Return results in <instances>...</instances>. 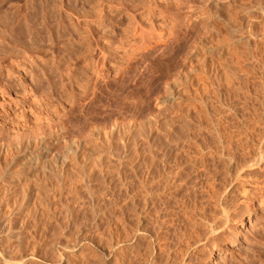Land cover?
I'll list each match as a JSON object with an SVG mask.
<instances>
[{
  "label": "rangeland",
  "instance_id": "obj_1",
  "mask_svg": "<svg viewBox=\"0 0 264 264\" xmlns=\"http://www.w3.org/2000/svg\"><path fill=\"white\" fill-rule=\"evenodd\" d=\"M263 8L264 0H0V264H163L167 258L177 264L175 249L189 242L185 221L195 225L187 234L208 226L207 215H196L213 201L208 151L221 148L227 135L250 139L258 127L264 130ZM214 62L221 75L212 71ZM223 63L238 76L232 80L231 69L225 74ZM224 87L241 89L239 100ZM242 121L250 123L244 128ZM198 142L213 147L203 152ZM216 164L222 184L227 166L219 172ZM200 192L207 197L199 199ZM235 194L228 199L240 198ZM258 204L242 207L221 243L208 240L210 252L180 247L178 264L191 260L188 254L201 264H264V206ZM207 205L199 212L210 214Z\"/></svg>",
  "mask_w": 264,
  "mask_h": 264
},
{
  "label": "bare ground",
  "instance_id": "obj_2",
  "mask_svg": "<svg viewBox=\"0 0 264 264\" xmlns=\"http://www.w3.org/2000/svg\"><path fill=\"white\" fill-rule=\"evenodd\" d=\"M262 10H264V8L262 9ZM261 11V10H260ZM263 12V11H262ZM263 14V13H262ZM264 15V14H263ZM248 26V25H247ZM263 28V27H262ZM264 30V29H263ZM250 33V32H249ZM235 40V39H234ZM231 42V41H230ZM232 43V42H231ZM233 43H234V41H233ZM236 43V42H235ZM223 44V43H222ZM230 44V43H229ZM228 44V45H229ZM254 44V43H253ZM228 45H226V46H228ZM218 46V45H217ZM229 46H231V44L229 45ZM233 46V45H232ZM216 47V46H215ZM235 47V46H234ZM222 48V47H221ZM259 48V47H258ZM226 50V49H225ZM228 51V50H227ZM235 51V50H234ZM226 52V51H225ZM228 54V53H227ZM237 54V53H236ZM240 54V53H239ZM242 54V53H241ZM219 56V55H218ZM222 56V55H221ZM226 56V55H225ZM235 56V55H234ZM237 56H238V54H237ZM236 56V57H237ZM244 56V55H243ZM235 57V58H236ZM239 57V56H238ZM256 57V56H255ZM228 60H229V62H230V56H228ZM249 58V57H248ZM253 58V57H252ZM260 58H261V56H260ZM259 58V59H260ZM237 59H239V58H237ZM259 59H257V60H259ZM264 59V58H263ZM220 60H221V58H220ZM224 60V59H223ZM236 60V59H235ZM243 60V59H242ZM253 60V59H252ZM262 60V59H261ZM215 61V60H214ZM225 62H226V60H224ZM223 61V62H224ZM231 61H233V59L231 60ZM244 61H246V59L244 60ZM211 62H213V60L211 61ZM229 62H228V64H229ZM234 62V61H233ZM233 62H231L230 64H231V66L233 65V64H235V63H233ZM241 62V61H240ZM240 62L238 61V63L240 64ZM247 62V61H246ZM263 62V61H262ZM233 63V64H232ZM219 64V65H218ZM227 63H223V64H221L222 65V67H224L223 65H225V69L227 70L226 72L227 73H225V74H228L229 73V71L228 70H230L232 67H229L228 68V65ZM245 64V63H244ZM246 65V64H245ZM244 65V66H245ZM263 65H264V63H263ZM214 69L212 70V71H215V73L214 74H220L219 72V66H220V63H218V62H214ZM227 66V67H226ZM236 66V65H235ZM235 66H233V67H235ZM248 67H249V65H247ZM251 66V65H250ZM255 66H256V64H255ZM255 66H254V68H255ZM258 66V65H257ZM247 67V68H248ZM253 67V66H252ZM251 67V68H252ZM258 67H260V66H258ZM264 66H262V68H263ZM210 68H212V67H210ZM238 68V67H237ZM222 70H225V69H223V68H221ZM233 69V71H235L236 69H234V68H232ZM232 69L230 70V72L232 71ZM221 70V71H222ZM240 70V69H239ZM241 70H242V68H241ZM253 70V69H252ZM251 70V71H252ZM258 70V69H257ZM260 70V69H259ZM262 70V69H261ZM263 70H264V68H263ZM233 71H232V73H229L228 75L232 78V80L234 79L233 78V75H231V74H234V76H235V74L236 73H233ZM243 71V70H242ZM244 71H246V70H244ZM243 71V72H244ZM249 71V70H248ZM250 71V72H251ZM254 72V71H253ZM258 72V71H257ZM223 73V72H222ZM221 73V74H222ZM258 73H260V72H258ZM264 73V72H263ZM214 74H212L213 76H214ZM220 74V75H221ZM240 74H241V71H240ZM240 74H239V77H240ZM251 74H253V73H251ZM215 75V77L217 78H220L219 76H216ZM224 75V74H223ZM222 75V76H223ZM242 75V74H241ZM248 75V74H247ZM255 75V74H254ZM262 75V74H261ZM212 76V77H213ZM221 76V77H222ZM237 76H238V74H237ZM237 76H235V78L237 77ZM246 76V75H245ZM244 76V77H245ZM249 76H250V74H249ZM257 76H259V75H257ZM224 77H226V76H223V78H220V79H218V81L219 80H221V79H224ZM253 77V76H252ZM252 77H251V79H252ZM228 80L227 81H230L229 80V77L227 76L226 77ZM226 78H225V80H221L222 82L224 81H226ZM241 78V77H240ZM264 78V77H263ZM245 79V78H244ZM257 79H259V78H257ZM261 79V78H260ZM214 80H215V78H214ZM232 80L230 81L231 83H233L232 82ZM239 80V79H238ZM241 80V79H240ZM249 80V79H248ZM217 81V80H216ZM215 81V82H216ZM261 80H259V82H260ZM200 82V81H199ZM224 82H223V84H224ZM240 82H242V81H240ZM205 83V82H204ZM212 83V82H211ZM216 83H218V84H222V83H219V82H216ZM231 83H230V85H231ZM237 83V82H236ZM248 83V82H247ZM250 83V82H249ZM262 83H263V81H262ZM199 84V83H198ZM202 84V83H201ZM213 84H215V83H213ZM218 84H216L217 86H218ZM226 84H227V82H226ZM233 84H235V83H233ZM253 84V83H252ZM200 85V84H199ZM228 85V84H227ZM230 85H228L227 87H230ZM249 85V84H248ZM216 86V87H217ZM220 86V85H219ZM224 86V85H223ZM222 86V87H223ZM240 86V87H239ZM242 86H245V85H242ZM242 86L241 85H238L237 87L238 88H242ZM255 86V85H254ZM256 86H257V84H256ZM263 86V85H262ZM198 87V86H197ZM200 87H201V85H200ZM205 87V86H204ZM203 87V88H204ZM226 87V86H225ZM225 87H224V89H223V91L224 90H226L225 89ZM233 87V86H232ZM231 87V88H232ZM237 87H235V88H237ZM259 87V86H258ZM264 87V86H263ZM202 88V89H203ZM206 88V87H205ZM236 89V90H241V89ZM248 88H250V87H248ZM253 88V87H252ZM251 88V89H252ZM211 89V88H210ZM214 89V88H213ZM216 89V88H215ZM229 88H227V90H228ZM233 89V88H232ZM232 89H229V90H231V92L233 93H231L233 96H235V99H236V97L238 96V99L237 100H239V92H236V90H233L232 91ZM244 89H246L245 87H244ZM243 89V90H244ZM254 89V88H253ZM259 89V88H258ZM264 89V88H263ZM226 90V91H227ZM209 91V90H208ZM212 91V90H211ZM214 91V90H213ZM217 91V90H216ZM221 91V90H220ZM225 91V93H230V92H226ZM254 91H255V89H254ZM253 91V92H254ZM199 92H200V89H199ZM218 92V91H217ZM250 92H252L251 90H250ZM257 92V91H256ZM203 93V92H202ZM210 93V92H209ZM219 94H220V92H218ZM241 93H242V91H241ZM245 93V92H244ZM243 93V94H244ZM255 93V92H254ZM204 94V93H203ZM214 94V93H213ZM215 94H217V93H215ZM214 94V95H215ZM219 94H218V98H219ZM222 94H224V93H222ZM230 94V96H232ZM242 94V96L243 97H241L242 98V101H243V99H244V95ZM251 94V93H250ZM249 94V95H250ZM257 94V93H256ZM199 95V94H198ZM202 95V94H201ZM208 95V94H207ZM248 95V97H250ZM200 96V95H199ZM221 96V95H220ZM225 96V98H228L229 99V97H227L226 95H223V96H221L222 98ZM256 96V95H255ZM258 96V95H257ZM210 97V96H209ZM246 97V96H245ZM248 97H246V98H248ZM198 98V97H197ZM205 98V97H204ZM224 98V99H225ZM198 99H201L200 97L198 98ZM208 99V98H207ZM214 99H215V96H214ZM251 99V98H250ZM252 99H253V97H252ZM251 99V100H252ZM259 99V98H258ZM261 99V98H260ZM203 100V99H202ZM226 100V99H225ZM224 100V101H225ZM230 100L231 101H233L234 102V98H233V100H232V98H230L229 100H228V102H230ZM246 100V99H245ZM245 100L242 102V103H246L245 102ZM248 100H249V98H248ZM264 100V99H263ZM247 101V100H246ZM204 102V101H203ZM232 102V103H233ZM257 102V101H256ZM261 102V101H260ZM264 102V101H263ZM197 103H200V102H197ZM214 103V102H213ZM222 103V102H221ZM231 103V102H230ZM235 103V102H234ZM240 101H239V103H235L236 105H240ZM249 102H247L246 103V106H247V104H248ZM202 104V103H201ZM264 104V103H263ZM211 105V103H209V106ZM222 105V104H221ZM226 105V104H225ZM220 106V105H219ZM228 105H226V107H227ZM245 105H244V107H246ZM207 107V106H206ZM233 107V106H232ZM251 107V106H250ZM263 107V106H262ZM199 108H201V106L199 107ZM205 108V107H204ZM219 108V107H218ZM220 108H222V107H220ZM254 108V107H253ZM256 108V107H255ZM208 109V108H207ZM214 109V108H213ZM224 109H225V107H224ZM227 109H229L228 107L226 108V110ZM231 109V108H230ZM229 109V110H230ZM259 109H261V107L259 106ZM196 110V109H195ZM205 110V109H204ZM209 110V109H208ZM215 110V109H214ZM214 110H211V111H214ZM222 110V109H221ZM232 110H233V108H232ZM244 110V109H243ZM246 110H250L249 108L248 109H246ZM201 109L199 110V112H196V114L198 115V116H195V117H197L198 119L196 120V121H198L199 122V124H201V122H202V114H201ZM207 111V110H206ZM219 111V110H218ZM223 111V110H222ZM235 112L237 111L236 109L234 110ZM245 111V110H244ZM250 111H252V110H250ZM205 112V111H204ZM210 112V111H209ZM228 112V111H227ZM230 112H231V110H230ZM248 112V111H247ZM253 112H255V111H253ZM256 112H258L257 110H256ZM260 112V111H259ZM212 113H214V112H212ZM217 113V112H216ZM218 113H222V112H218ZM229 113V112H228ZM237 113V112H236ZM195 114V113H194ZM215 114V113H214ZM226 113H225V111H224V115H225ZM232 114L233 115H236L235 113H233L232 112ZM246 114V113H245ZM248 114V113H247ZM251 114V113H250ZM249 114V115H250ZM261 114V113H260ZM192 115V114H191ZM208 115V114H207ZM210 115V114H209ZM213 115V114H212ZM218 115V114H217ZM217 115H215L216 116V119H217ZM220 115V114H219ZM219 115H218V117H219ZM243 115H244V113H243ZM252 115V114H251ZM250 115V116H251ZM254 115V114H253ZM252 115V116H253ZM222 116V115H221ZM229 116V115H228ZM230 116H232V115H230ZM249 116V117H250ZM251 116V117H252ZM256 117H257V115H255ZM226 117V116H225ZM234 117V116H233ZM236 117V116H235ZM238 117V116H237ZM246 117V116H245ZM259 117H261L260 115H259ZM193 118V117H192ZM207 118H209L208 116H207ZM215 118V117H214ZM214 118H213V121H214ZM223 118V117H222ZM226 118H228V117H226ZM225 118V119H226ZM243 118V117H242ZM253 118V117H252ZM252 118H248L249 120H255V119H252ZM262 118H264V116L262 117ZM215 119V120H216ZM236 119H239V118H236ZM247 119V118H246ZM205 120V119H204ZM218 120V119H217ZM217 120H216V122H217ZM223 120V119H222ZM245 120V119H244ZM207 121V120H206ZM212 121V120H211ZM229 121H230V119H229ZM229 121H228V123H229ZM234 121V120H233ZM232 121V122H233ZM238 121V120H237ZM260 121H263V120H260ZM259 121V122H260ZM182 122V121H181ZM185 122V121H184ZM193 122V121H192ZM197 122V123H198ZM226 122V121H225ZM231 122V121H230ZM231 122V123H232ZM247 122L248 121H246L245 123L247 124ZM264 122V121H263ZM183 123V122H182ZM196 123V122H195ZM206 123V122H205ZM221 123V122H220ZM227 123V122H226ZM242 123H243V121H242ZM241 123V124H242ZM248 123H250V122H248ZM255 123H257V122H255ZM254 123V125H250L249 124V127L251 128H254L253 126H256V124ZM261 123V122H260ZM259 123V124H260ZM203 124V123H202ZM207 124V123H206ZM213 124V123H212ZM211 124V125H212ZM216 124V123H215ZM233 124V123H232ZM231 124V125H232ZM236 124V123H235ZM234 124V125H235ZM244 124V123H243ZM242 124V125H243ZM246 124H244L245 126H242V127H247L246 126ZM252 124H253V122H252ZM262 124V123H261ZM187 125V124H186ZM204 125V124H203ZM208 125V124H207ZM211 125H209V126H211ZM224 125V124H223ZM230 125V126H231ZM239 126H240V123L238 124ZM248 125V124H247ZM258 125V124H257ZM204 126H206V125H204ZM222 126V125H221ZM225 126V125H224ZM223 126V127H224ZM227 126V125H226ZM238 126V127H239ZM259 126V125H258ZM264 126V124L263 125H261V127H263ZM212 127V126H211ZM218 127V126H217ZM234 127V126H233ZM232 127V129H234ZM248 127V128H249ZM257 127V126H256ZM256 127L254 128V129H256ZM168 128V127H167ZM185 128V127H184ZM187 128V127H186ZM228 128H230L229 129V131H231L232 129H231V127H229L228 126ZM247 128V129H248ZM250 128H249V131H250ZM251 128V131H252V133H251V131H250V134L252 135H254V133H253V131H254V129H252ZM182 129V128H181ZM213 129V128H212ZM211 129V130H212ZM217 129V128H216ZM215 129V130H216ZM224 129V128H223ZM236 129V128H235ZM234 129V130H235ZM238 129V128H237ZM241 129V128H240ZM259 127L257 128V130H255V131H257V133L254 135V136H256V137H252V138H250V139H248L247 137V139L249 140L248 142H247V139L246 138H243L244 136H242V138H240L239 137V139L237 138V135L239 136V134L237 133V135H235L234 133H232L233 135H235L236 136V138H235V140H233L232 138H228L227 136H229V135H227V136H225V138H227L226 140H224L223 138H221V136H223V135H221L220 136V138L221 139H223L224 140V142L222 143L223 145H222V150H221V148H217V150L218 151H220V152H218L217 150H214V148L211 150L210 149V146L211 145H209V147H208V150L210 149L211 151H208L206 148V145L208 144V141H207V144L204 142V144H206L205 145V147H204V149H203V145L204 144H202L203 142H202V139H200V141L202 142V143H200L199 144V142H198V144H199V147L202 149V151L204 152V151H208V153H207V156H209V160H206L207 159V157H206V159H205V162L206 161H211L210 162V164L211 163H213V164H211V165H213L212 167H215V168H213V169H216L217 170V166H214V163L216 164V163H220L219 164V166L222 164H224L225 165V167L227 168V170H225V173H227L226 175H227V179L221 184V181L222 180H224L223 179V176H221V177H219V181H220V183L219 184H221L220 186L217 184L219 181L217 180V176H218V174L216 175L214 172H217V171H215V170H213L212 169V167L209 165V166H207V168L209 167H211L210 168V170L212 169V173H210L211 175H206L207 177H205L206 179L208 178V176H211V182H210V184H208V182H206V181H208V180H206V181H204L205 183H207L208 185L206 186V184H205V186L207 187V189H208V187H209V191H207V193L208 192H210V195H211V199L210 198H207V201H209V199L210 200H213L212 202H210V203H208V202H206L205 200V202H206V204L204 203L203 205L205 206V205H211V209H210V214H202V209H203V207L201 206V205H197L196 206V208L198 207V206H201L200 208H201V210L199 209L198 210V208H197V212L198 213H201V214H196V215H198V217H200L201 218V216L203 217V215H207L206 217L204 216L203 218H205V225L208 223V226L206 227V226H203V228H202V226H201V228H200V230L201 229H203L202 230V232H200L201 234L203 233V237H201L202 235L200 234V236L199 237H196V236H198L196 233H197V228L198 227H200V226H196V230H194V231H191V232H189V234H187L188 233V230H190L191 228H194V226L195 225H193L192 223H190V224H188L189 223V221H188V223L184 220V216H185V214H183V225L185 224V225H188V226H186V228L185 229H187L188 227L190 228V226H192L193 225V227H191L190 229L188 228V230H186L187 232H185V230L184 231H182V232H185L186 233V235H184L185 236V238H187L188 239V243H187V245H186V247H188V248H193L195 251H196V254H198L199 252H198V250H200L201 249V247H203L204 249H206V251L207 252H210L209 251V248H208V246H209V244H211V243H214L215 242V240H217V239H225L227 236H228V234H230L231 232H228V227L230 226L229 225V223L231 222V220L234 218V217H240V211H241V209H242V207H249L250 209L252 208V207H254L255 206V203L257 202V203H259L258 204V207H262V206H264V130H262L261 128V130L259 129ZM263 129H264V127H263ZM203 130V129H202ZM214 130V131H215ZM220 130H222V129H220ZM228 130V129H227ZM239 130V129H238ZM243 130V129H242ZM242 130H239V132H241ZM246 130V129H245ZM163 131V130H162ZM197 131V130H196ZM208 131H209V129H208ZM222 131H224V132H226V130H222ZM195 132V131H194ZM199 132H200V130H199ZM211 132H213V131H211ZM205 133V132H204ZM220 133H221V131H220ZM227 133V132H226ZM245 133H247V131H245ZM197 134V133H196ZM215 134V133H214ZM217 134H219V133H217ZM229 134V133H228ZM241 134H243V132H241ZM248 134H249V132H248ZM172 135V134H171ZM198 135H199V133H198ZM250 135V136H251ZM161 136H163V135H161ZM178 136V135H177ZM216 136V135H215ZM234 136V137H235ZM198 137V136H197ZM196 137V138H197ZM207 136H205V138H206ZM209 137H210V135H209ZM209 137L208 138H206V139H208L209 141H211L210 139H209ZM211 137H214V136H211ZM159 138V137H158ZM170 138V137H169ZM178 138V137H177ZM180 138V137H179ZM183 138V137H182ZM199 138V137H198ZM200 138H203V136L202 137H200ZM216 138V137H215ZM215 138H213L214 140L212 141L213 143H215L214 145H216L217 144V142L215 141L217 138H218V136H217V138L215 139ZM220 138H218V139H220ZM150 139V138H149ZM164 139V138H163ZM163 139H159V140H162V142H163V144L164 143H167V139L166 140H163ZM184 139H185V137H184ZM183 139V140H184ZM189 139V138H188ZM244 139V140H243ZM246 139V140H245ZM158 140V139H157ZM156 140V141H157ZM176 140V139H175ZM174 140V141H175ZM179 140V139H178ZM243 140V141H242ZM152 141H153V139H152ZM171 141H172V139H171ZM171 141H169L170 143H171ZM181 141V140H180ZM195 141V140H194ZM193 141V142H194ZM215 141V142H214ZM168 142V143H169ZM173 142V141H172ZM177 142V141H176ZM192 142V141H191ZM242 143V142H244V144L246 145V147H245V145H243L244 146V148H242V146H240L239 145V143ZM151 143H153V142H151ZM158 143V142H157ZM156 143V144H157ZM180 143V142H179ZM197 143V142H196ZM211 143V142H210ZM219 143H221V141L219 142ZM240 143V144H241ZM150 144V143H149ZM148 144V145H149ZM173 144V143H172ZM147 145V146H148ZM164 145H166V144H164ZM169 145V144H168ZM218 145H220V144H218ZM240 147H239V146ZM38 146V145H37ZM156 146V145H155ZM161 147H162V145H160ZM194 146V145H193ZM221 146V145H220ZM219 146V147H220ZM150 147V146H149ZM154 147V146H153ZM176 147V146H175ZM189 147H190V145H189ZM194 147H197V146H194ZM211 147H213V144H212V146ZM215 147V146H214ZM154 148H156V147H154ZM164 148V147H163ZM167 148V147H166ZM198 148V147H197ZM197 148H196V150H197ZM215 148V149H216ZM192 149V148H191ZM201 149H200V151H201ZM152 150V149H151ZM155 150V149H154ZM157 150V149H156ZM155 150V151H156ZM168 150V149H167ZM150 151V150H149ZM164 151V150H163ZM189 151V150H188ZM192 151V150H191ZM206 151V152H207ZM186 152V151H185ZM196 152V151H195ZM161 153V152H160ZM172 153H175V152H172ZM200 153V152H199ZM151 154V153H150ZM153 154V153H152ZM156 154V153H155ZM164 154H165V152H164ZM170 154V153H169ZM184 154V153H183ZM189 154V153H188ZM191 154H194V152L193 153H191ZM203 154H206V153H203ZM40 155V154H39ZM43 155V157H44V154H42ZM197 155V154H196ZM200 155V154H199ZM152 156V155H151ZM150 155L148 156V157H150L151 158V162H152V160L153 159H155V158H152L153 156H154V154H153V156L151 157ZM203 156V155H202ZM155 157V156H154ZM162 157V156H161ZM175 157V156H174ZM193 157V156H192ZM39 158H40V156H39ZM63 158V157H62ZM65 158V157H64ZM163 158V157H162ZM201 158V157H200ZM199 158V159H200ZM204 158H205V156H204ZM37 159V158H36ZM170 159V158H169ZM178 159V158H177ZM184 159V158H183ZM38 160V159H37ZM36 160V161H37ZM43 160V159H42ZM63 160V159H62ZM62 160H60V162L62 161ZM195 160V159H194ZM198 160V159H197ZM201 160H203V157H202V159ZM201 160H199V163H201L200 165H202V162H200ZM160 161V160H159ZM186 161V160H185ZM158 162V161H157ZM165 162V161H164ZM179 162V161H178ZM223 162V163H222ZM62 163H64V161L62 162ZM160 163V162H159ZM169 163V162H168ZM197 163V162H196ZM203 163H204V161H203ZM43 164V163H42ZM61 164V163H60ZM175 164V163H174ZM205 164H207V163H205ZM204 164V165H205ZM209 164V163H208ZM48 165H49V163H48ZM145 165V164H144ZM150 165V164H149ZM155 165V164H154ZM157 165V164H156ZM163 165V164H162ZM198 165V164H197ZM199 165V166H200ZM217 165V164H216ZM56 166V165H55ZM178 166V165H177ZM181 166V165H180ZM179 166V167H180ZM192 166V165H191ZM196 166V165H195ZM203 166V165H202ZM49 167H50V165H49ZM152 167V166H151ZM154 167V166H153ZM185 167V166H184ZM204 167V166H203ZM206 167V166H205ZM40 168V167H39ZM181 168V167H180ZM201 168V167H200ZM220 168L223 170V167H219L218 168V170H219V172H220ZM169 169V168H168ZM172 169V168H171ZM184 169V168H183ZM205 169V168H204ZM149 170V169H148ZM150 170H152V168H150ZM201 170V169H200ZM221 170V171H222ZM44 171V170H43ZM42 171V172H43ZM162 171H164V170H162ZM175 171V170H174ZM198 171V170H197ZM204 171V170H203ZM205 171H206V169H205ZM209 171V170H208ZM208 171H206V173H208ZM227 171V172H226ZM200 172V171H199ZM223 172V171H222ZM166 173V172H165ZM181 173V172H180ZM191 173V172H190ZM225 173H221V175L223 174H225ZM151 174V173H150ZM168 174V173H167ZM179 174V173H178ZM189 174V173H188ZM202 174V173H201ZM220 174V173H219ZM152 175V174H151ZM150 175V176H151ZM174 175H175V173H174ZM198 175H200V174H198ZM226 175H225V177H226ZM146 176V175H145ZM144 176V177H145ZM205 176V175H204ZM220 176V175H219ZM182 177V176H181ZM189 177V176H188ZM203 177V176H202ZM224 177V178H225ZM200 178V177H199ZM198 178V179H199ZM221 178V179H220ZM192 179V178H191ZM202 179V178H201ZM151 180V179H150ZM204 180V179H203ZM215 180H217V181H215ZM171 181V180H170ZM202 181V180H201ZM215 182H217L216 184L218 185H216L215 184ZM150 183H152V181L150 182ZM154 183V182H153ZM171 183V182H170ZM194 183V182H193ZM197 183V182H196ZM165 184V183H164ZM169 184V183H168ZM175 184V183H174ZM200 184V183H199ZM170 185V184H169ZM190 185V184H189ZM165 186V185H164ZM164 186H163V188H164ZM177 186V185H176ZM188 186V185H187ZM186 186V187H187ZM198 186V185H197ZM201 186V185H200ZM179 187V186H178ZM151 188V187H150ZM155 188V187H154ZM161 189V188H160ZM167 189V188H166ZM197 189V188H196ZM198 190V189H197ZM202 190V189H201ZM149 191V190H148ZM162 191V190H161ZM195 191V190H194ZM204 191V190H203ZM183 192V191H182ZM234 192V193H233ZM203 194H204V192H202ZM237 194L238 196L237 197H240V198H235V199H237V200H233V198L232 199H230L231 197V194ZM199 193H197V195H198ZM205 194H206V191H205ZM235 194V195H236ZM160 195V194H159ZM180 195V194H179ZM200 196H199V199H200V197H203V196H201V192H200V194H199ZM208 195V194H207ZM209 195V196H210ZM148 196V195H147ZM146 196V197H147ZM165 196V195H164ZM173 196V195H172ZM175 196V195H174ZM206 196V195H205ZM208 196V197H209ZM186 197V196H185ZM194 197V196H193ZM207 197V196H206ZM206 197H203V199L204 198H206ZM228 197H230L229 199H228ZM233 197H235L234 195H233ZM160 198V197H159ZM167 198V197H166ZM194 198H197L196 196L194 197ZM193 198V199H194ZM157 199V198H156ZM162 199V198H161ZM184 199V198H183ZM182 199V200H183ZM199 199H198V201H199ZM181 200V201H182ZM192 200V199H191ZM190 200V201H191ZM226 200H233L234 201V203L232 202V201H228V202H226ZM187 201V200H186ZM200 201H202V198H201V200ZM27 202V201H26ZM176 202V201H175ZM183 202V201H182ZM192 202V201H191ZM197 202V201H196ZM152 203V202H151ZM157 203V202H156ZM181 203V202H180ZM192 203H195V201L193 200V202ZM203 203V202H202ZM201 203V204H202ZM227 203H230V204H232V205H227ZM241 203H244L243 204V206H241L242 204ZM155 204V203H154ZM159 204V203H158ZM176 204V203H175ZM196 204H200L199 202H197V203H195V205ZM167 205V204H166ZM176 205H178V204H176ZM181 205V204H180ZM193 205V204H192ZM194 205V206H195ZM207 205V206H208ZM152 206H153V204H152ZM144 207V206H143ZM159 207V206H158ZM163 207V206H162ZM161 207V208H162ZM195 208V207H194ZM205 208H207V207H205ZM210 208V207H209ZM143 209V208H142ZM178 209H181V207L180 208H178ZM184 209V208H183ZM186 209V208H185ZM185 209H184V211H185ZM244 209V208H243ZM249 209V210H250ZM170 210H172V209H170ZM174 210H175V208H174ZM173 210V211H174ZM188 210H192L193 211V209L191 208V209H188ZM208 210V209H207ZM252 210V209H251ZM154 211V210H153ZM179 211V210H178ZM177 211V212H178ZM182 210H180V212H181ZM184 211H183V213H184ZM199 211H202V212H199ZM206 211V209H204V212ZM134 212V211H133ZM164 212V211H163ZM172 212V211H171ZM187 212V211H186ZM191 212V211H190ZM207 212V211H206ZM135 213V212H134ZM161 213V212H160ZM191 213H195V212H191ZM207 213H209V210H208V212ZM157 214V213H156ZM176 214L177 213H175V217L177 218L178 216H176ZM181 214V213H180ZM179 214V215H180ZM187 214H190V213H188L187 212ZM186 214V216H188ZM150 215V214H149ZM169 215V214H168ZM193 215H195V214H192V216ZM151 216V215H150ZM154 216H156V215H154ZM153 216V217H154ZM172 216H173V214H172ZM191 216V215H190ZM191 216V217H192ZM167 217V216H166ZM169 217V216H168ZM167 217V218H168ZM171 217V216H170ZM181 216H179V218H180ZM189 217V216H188ZM194 217H197V216H193L192 218H194ZM171 218H173V217H171ZM192 218H189L190 220H192L193 221V219ZM199 218V219H200ZM178 219V218H177ZM198 219V218H197ZM235 219V218H234ZM240 219H241V217H240ZM174 221V220H176V219H171V221ZM181 220V219H180ZM179 220V221H180ZM148 221V220H147ZM167 222H169L168 221V219L166 220ZM178 221V222H179ZM184 221H185V223H184ZM191 221V222H192ZM195 221H196V219H195ZM201 220H197V222H199V223H201L200 222ZM203 222H204V220H202ZM240 221V220H239ZM176 222V221H175ZM242 222V221H241ZM162 223V222H161ZM172 223V222H171ZM170 223V224H171ZM182 223H180L181 225H182ZM194 223V222H193ZM198 223V224H199ZM154 224V223H153ZM167 223H165L164 224V226L166 225ZM169 224V223H168ZM168 224H167V226H168ZM170 224H169V226H170ZM174 224V223H173ZM192 224V225H191ZM195 224V223H194ZM197 224V223H196ZM232 224V223H231ZM148 225V224H147ZM190 225V226H189ZM199 225H203V224H199ZM156 226V225H155ZM161 226V225H160ZM162 227V228H165V227ZM175 226H176V224H175ZM137 227V226H136ZM173 226H171V228H172ZM179 227V226H178ZM177 227V229L179 230V228ZM183 227H185V226H183ZM204 227H206L207 228V233L205 232L206 230H204V229H206V228H204ZM147 228V227H146ZM156 228H158V225H157V227ZM162 228H161V230H162ZM168 228V227H167ZM165 228L166 230H170V228ZM176 228V227H175ZM174 228V229H175ZM182 228V227H181ZM180 228V229H181ZM232 228V227H231ZM151 229V228H150ZM160 229V228H159ZM165 229H163L164 230V234H166V230ZM173 229V230H174ZM125 230V229H124ZM140 230V229H139ZM143 230V229H142ZM162 230V231H163ZM199 230V228H198V231H200ZM129 231V230H128ZM151 231V230H150ZM181 231V230H180ZM196 231V232H195ZM204 231V232H203ZM136 232V231H135ZM193 232L196 234V236H194L195 234H193ZM149 234H150V232H148ZM177 233V232H176ZM185 233H183V234H185ZM192 233V234H191ZM204 233H205V236H204ZM144 234V233H143ZM157 234V233H156ZM162 234V233H161ZM174 234V233H173ZM182 234V235H183ZM191 234V235H190ZM199 234V233H198ZM137 235V234H136ZM140 235V234H139ZM158 235H160L159 233H158ZM157 235V236H158ZM187 235H190V236H187ZM141 236V235H140ZM149 236V235H148ZM175 236H177V235H175ZM179 236V235H178ZM233 236H234V234H233ZM120 237V236H119ZM183 237V236H182ZM140 238V237H139ZM138 238V239H139ZM172 238V237H171ZM232 239V238H231ZM179 240L180 241H182V240H184L183 238H182V240H181V238H179ZM178 240V238H177V241H179ZM208 240L209 241H211V243H209L208 244ZM141 241V240H140ZM143 241V240H142ZM145 241V240H144ZM158 241V240H157ZM218 241H220V240H217V242ZM183 242V241H182ZM181 242V243H182ZM184 242L186 243V241L184 240ZM184 242H183V244H184ZM207 242V243H206ZM223 242V241H222ZM178 243V242H177ZM220 243H221V241H220ZM172 244H174V243H172ZM182 244V245H183ZM115 245V244H114ZM146 245V244H145ZM175 245V244H174ZM214 245V244H213ZM139 246V245H138ZM144 246V245H143ZM148 246V245H147ZM150 247V246H149ZM177 247H179V246H177ZM180 247H185V246H181V244H180ZM179 247V248H180ZM186 247L183 249L184 251H186L185 249H186ZM163 248V247H162ZM176 248V247H175ZM179 248L178 249H175V255H173V257L175 256V258H174V260H175V262H172V263H176V261L178 262V263H181V262H179L180 260L179 259H177L178 257H179V254H178V256L176 255V250H179ZM200 248V249H199ZM159 249V248H158ZM192 249V250H193ZM203 249V250H204ZM162 250V249H161ZM211 250V249H210ZM181 251H182V248H181ZM180 251V252H181ZM191 251V250H190ZM206 251H205V254H206ZM149 252V251H148ZM201 252V251H200ZM159 253V252H158ZM162 253V252H161ZM181 253H185V252H181ZM126 254V253H125ZM147 254V253H146ZM174 254V253H173ZM191 254V253H190ZM127 255V254H126ZM184 254H181V257H179V258H182L183 259V256ZM192 255V254H191ZM195 255V254H194ZM201 255V254H200ZM200 255H199V257H200ZM148 256V255H147ZM153 256V255H152ZM161 256V255H160ZM165 256H166V254H165ZM171 256V255H170ZM176 256H177V258H176ZM187 256V255H186ZM190 255L188 254V258L189 259H191V260H187V262H186V264H201V262L199 261V260H196V261H194V260H192V258L191 257H189ZM107 257V256H106ZM129 257V256H128ZM154 257V256H153ZM172 257V256H171ZM173 257H172V259H173ZM199 257H198V259H199ZM209 257V256H208ZM126 258V257H125ZM124 257L122 258L123 260L125 259ZM130 258V257H129ZM188 258H186V259H188ZM197 258V256L194 258V256H193V259H196ZM121 259V260H122ZM168 259V258H167ZM166 259V260H167ZM170 259V258H169ZM168 259V260H169ZM177 259V260H176ZM129 259H127V261H128ZM157 260V259H156ZM165 260V261H166ZM173 260V261H174ZM179 260V261H178ZM185 260V259H184ZM204 260V259H203ZM127 261H126V263H127ZM138 261V260H137ZM154 261V260H153ZM165 261H162L161 260V262H163V264H166L165 263ZM172 261V260H171ZM186 261V260H185ZM189 261H191V262H189ZM119 262H120V260H119ZM130 262V261H129ZM150 262V261H149ZM152 262V261H151ZM157 262V261H156ZM160 262V263H161ZM189 262V263H188ZM115 262H113V264H114ZM122 263V262H121ZM125 263V262H124ZM159 263V262H158ZM177 263V264H178ZM117 264H119V263H117ZM168 264H170V262H168ZM182 264H185V262L184 263H182ZM204 264V263H203Z\"/></svg>",
  "mask_w": 264,
  "mask_h": 264
}]
</instances>
